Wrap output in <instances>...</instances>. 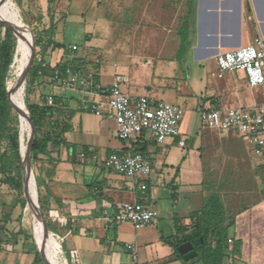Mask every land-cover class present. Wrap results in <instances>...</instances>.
Masks as SVG:
<instances>
[{"label": "crops", "instance_id": "obj_1", "mask_svg": "<svg viewBox=\"0 0 264 264\" xmlns=\"http://www.w3.org/2000/svg\"><path fill=\"white\" fill-rule=\"evenodd\" d=\"M1 1L6 11L5 2ZM187 13L186 7L182 16H179L180 21ZM190 20L191 47L187 55L183 59L180 58V66L171 64L173 73L169 77L161 75V78L171 80L179 69L186 70L189 74V70L194 66L204 71L201 85L196 86L198 93L202 94L200 98L202 107L198 109L200 113L264 105V86L249 87L242 72L226 73L220 77L216 62L219 54L246 47L258 36L264 37V0H192ZM59 25L56 41L64 43L62 36L60 40ZM3 38L4 32L0 24V65ZM66 46L70 49L77 45ZM66 54L64 50H56L50 53L48 61L55 67L62 58H74ZM145 63L148 66L152 64L151 60H146ZM115 76L105 81L98 77V80L103 87H108L114 83ZM125 79L127 81L124 83V92L132 97L148 96L159 101L169 98L164 92L168 83L166 81L140 84L139 80L128 76ZM217 79H222V82ZM47 87L52 88L48 95L53 94L61 98L64 108L72 115V129L65 135L68 143L82 148L92 147L99 153L100 149H104L106 155L126 147V143L118 140L116 126L111 118L99 117L84 111V102L99 101L97 96L85 92H74L73 95L67 96L65 91L52 83ZM95 117L99 120L93 122L92 119ZM188 130V126L181 127L182 135L186 139ZM72 135H75V139L71 138ZM169 141L165 145H158L153 140H143L147 143V152L152 158L153 171L158 155H168L172 154L174 149L178 150L176 145L180 139L172 140L170 143ZM188 143L187 140V146ZM59 151L61 149L52 152L55 163L51 166L47 164V167L54 168L52 177L48 178L45 172L42 174L43 186L40 188L43 195H46L44 186L55 182L61 172L76 173V176L81 174L84 178L91 177V182L85 181L84 186H64V192L59 194L52 190L49 196L51 204L48 203V219L56 221L60 228L66 230L63 239L65 243L67 240L70 242L68 253L76 252L80 264H203L194 259L186 261L183 256L179 258L170 246V240L177 236L175 218L178 217L184 225H188L190 214L200 210L210 197L204 192V200L202 199L198 207L186 216H179L177 209L184 199L189 201L188 195L194 189L193 186H182V174L185 173V169L180 168L174 175V180L165 182L168 186H153L152 180H126L108 172L106 174L103 168L96 164L83 163L79 156L77 162L73 164L69 161L71 154L69 150L66 153L65 150ZM188 161L187 157L182 163L186 165ZM78 164L82 168L76 167ZM165 166L163 165V169L160 170L161 174L165 173ZM1 178L0 174V180ZM73 180L76 179L72 178L71 182ZM92 183H100L101 186H89ZM141 184H145L146 188L142 189ZM2 188L0 186V264H33L34 245L24 244L22 232L18 224L13 223L12 217L7 221L12 213L8 212L9 207L4 201ZM258 190L264 193V186H258ZM122 202L141 203L148 208L156 209L160 217L153 227L145 229H137L130 223L112 224L111 218L116 212L117 205ZM251 207L252 211L245 213L239 211L229 215V222L234 221V225L229 229L231 245L224 264H264V195H261ZM3 214L9 217L6 216L4 219ZM30 230L32 236H35L36 231L31 228ZM164 230L171 232V235L166 237ZM43 242L45 252L48 253L45 237ZM127 245L135 248V255L126 249ZM234 245L237 249L232 253ZM57 250L58 247L55 253Z\"/></svg>", "mask_w": 264, "mask_h": 264}, {"label": "rangeland", "instance_id": "obj_2", "mask_svg": "<svg viewBox=\"0 0 264 264\" xmlns=\"http://www.w3.org/2000/svg\"><path fill=\"white\" fill-rule=\"evenodd\" d=\"M14 2L20 8L23 23L27 24L32 32L33 30L41 31L50 26L48 0H14ZM186 3L187 0H57L53 9L55 18L60 24V40L63 37L66 45L78 46L76 53L67 52L66 55L84 59L85 72H93L103 81L114 75L124 78L128 76L139 80L140 84L151 81L165 83L166 81L168 83L165 85L164 92L170 99L160 101L171 103L184 110L182 126L189 127L186 136L189 141L188 146L179 148L176 145L178 150L174 149L172 154L158 155L153 173L143 177L142 180H152L153 186H168L165 182L174 180V175L178 170L180 171V168L185 169V173L182 174V186H193L194 189L188 195L189 201L184 199L177 209L179 216H186L198 207L204 200V192L210 196H219L229 215L239 211L244 213L252 211L251 205L264 195L258 190V186H264V157L255 156L238 133L219 132L201 123L198 109L202 107L200 105L202 94L198 93L196 86L201 85L204 71L194 66L189 70V74L186 70L179 69L171 80L161 78V75L169 77L173 73L171 64L180 66V58L183 59L187 55L180 52L181 40L178 35L181 25L179 16L186 9ZM0 10L5 20H8V15L11 22L18 25V15L9 4L6 3L5 11L0 0ZM0 20L4 21L2 18ZM24 38L26 42L28 31ZM57 39L59 40V36ZM25 51L27 61L32 53L30 37ZM37 52L39 49L36 48ZM173 59L174 61H171ZM146 60H151L152 64L146 65ZM16 61L17 55L7 76L9 82L12 80ZM217 80L222 82V79ZM25 81L26 105L27 102L39 103L42 94H48L52 89L45 84L36 85L28 93V79ZM124 88L125 84H122L123 92ZM62 91H65L67 96L74 94L71 90ZM17 109L14 108V115L19 118ZM98 120V117L92 119L93 122ZM71 138L75 139V135ZM169 140L170 143L173 139ZM27 141L28 136L26 144ZM74 146L77 151L82 149V146ZM62 150H65V153L68 151L66 147H62ZM100 154L105 156L106 151L100 149ZM187 157L189 161L184 165L182 162ZM163 165H166L165 173L161 174ZM76 167L82 168L79 164ZM32 170L39 196L42 190L38 186L37 176L41 173V164H33ZM102 170L107 174L105 169ZM71 177L76 180L71 182ZM85 181L91 182V177L84 178L81 174L76 176V173L61 172L55 182L44 186L48 203L51 204L49 196L52 190H55L56 194L63 193L64 186H84ZM0 186L3 187L1 191L5 195L4 201L8 204V212L12 213L7 221L12 217L13 223H17L22 232L24 244L30 246L33 244L35 248L36 243L30 228L37 230L39 226L29 219V225H27L26 215H24L28 183L26 190L24 186V191L19 192L9 183L7 177L2 175ZM6 216L9 217L3 214L4 219L7 218ZM43 216L46 223L51 224V229L59 233L55 235L59 237L63 255L69 262L70 242L67 240L65 243L63 239L66 230L60 228L56 221L49 220L48 216L44 214ZM163 233L166 237L171 235V232L166 230ZM49 240L50 237H47V252L53 257L55 251L49 246Z\"/></svg>", "mask_w": 264, "mask_h": 264}, {"label": "built area", "instance_id": "obj_3", "mask_svg": "<svg viewBox=\"0 0 264 264\" xmlns=\"http://www.w3.org/2000/svg\"><path fill=\"white\" fill-rule=\"evenodd\" d=\"M76 50L77 47L72 48ZM220 77L226 73L242 72L251 88L264 86V37L258 36L252 44L219 54L216 58ZM122 76H116L108 87H103L95 73H80L72 68L57 70L51 82L61 90L85 92L95 95L99 101H85L83 109L99 117L108 116L116 126L119 141L126 147L102 156L95 148L89 147L80 153L83 163L96 164L106 172L126 180L142 179L153 173L152 158L133 146L141 140H153L165 145L169 139H180V148H186L187 139L183 137L181 127L184 110L176 105L156 100L152 97H132L123 92ZM48 106L55 104V95L46 98ZM202 124L209 129L230 134L238 133L258 157H264V105L237 107L227 110H210L199 114ZM142 189L145 184L140 185ZM160 217L156 209L138 202H122L117 205L111 218L112 224L131 223L137 229L153 227ZM126 249L135 255L132 245Z\"/></svg>", "mask_w": 264, "mask_h": 264}, {"label": "trees", "instance_id": "obj_4", "mask_svg": "<svg viewBox=\"0 0 264 264\" xmlns=\"http://www.w3.org/2000/svg\"><path fill=\"white\" fill-rule=\"evenodd\" d=\"M57 0H48V15L50 18V26L41 31H34L36 39V48L39 52L36 53L33 65L28 75L27 92H31V88L36 85L49 86L51 77L57 70L72 68L73 70L85 73L83 70L86 61L79 57L62 60L52 67L48 61L50 53L56 50H64L66 53H76L72 48L67 49L66 44L56 41L58 20L54 15V4ZM188 13L187 16L181 19V25L178 30V35L181 40L180 52L187 54L191 47V10L192 0H187ZM1 27L4 29V38L2 44V60L0 65V174L7 177L9 183L19 192L24 191L23 178V156L20 143V123L19 118L14 115V106L9 99L8 92H12L10 82L8 81V71L12 65L18 39V28L15 29L16 36L11 27L5 21L0 20ZM87 72V71H86ZM97 80L98 77L96 76ZM8 81V84L6 82ZM99 81V80H98ZM14 93V92H13ZM48 94H42L39 103H28L27 108L30 111V116L33 124V155L32 165L40 163L42 170L37 176V183L43 186L42 173L45 172L48 178L52 177L54 168L47 167L55 163L52 158V152L66 147L70 152L69 161L73 164L77 162V157L80 153L87 151L88 147L77 151V148L67 142L65 135L71 131L72 115L64 108L62 99L55 96V104L48 106L46 98ZM12 101L16 106L15 93ZM17 108V107H16ZM29 133V131H28ZM28 133L26 135H28ZM133 146L142 153L147 152V143L141 140L133 143ZM89 186H101L100 183H92ZM39 203L41 211L47 216L48 200L42 191L39 192ZM190 223L184 225L177 217L175 225L177 228V236L174 240H170V246L174 249L175 254L179 258H183L179 252V247L185 243H191L198 255L194 260L203 264H224L228 256L230 247L229 229L233 222H229V214L222 200L217 195H211L200 208V210L192 212L188 218ZM43 225V223L41 222ZM50 232L58 234L51 229V224H47ZM33 237V236H32ZM46 244V242H45ZM237 246L234 245L232 253L236 252ZM48 260L52 257L44 252ZM60 258V257H59ZM58 258V259H59ZM69 264H80L76 252L68 253ZM33 264H48L45 261L35 245V259ZM68 264L64 257L61 263Z\"/></svg>", "mask_w": 264, "mask_h": 264}, {"label": "bare ground", "instance_id": "obj_5", "mask_svg": "<svg viewBox=\"0 0 264 264\" xmlns=\"http://www.w3.org/2000/svg\"><path fill=\"white\" fill-rule=\"evenodd\" d=\"M4 2H5V5H6V3L9 4L10 7L12 8V10H14L16 12V14L18 15V25H22L23 24V20H22V17H21L20 8H18V6L14 2V0H4ZM7 18H8L9 21H11L9 19L8 15H7ZM26 32H27V30H25V29H18V36H17V38H18V46H17V50H16L17 61H16L15 68L13 70L12 80L10 82L12 90H13V88H15V90H13L11 92V97H13V94L15 93L16 107L18 108V113L20 115L19 119H20V125H21L22 156L24 158H25V156L27 154V150H28V145L26 144V138H27L28 135H26V134L29 131L28 112H27V109H26V95L24 94L25 89H26V86H25L26 85V81H23V82L17 84V80H18L19 76L22 74V72H24V70L27 68V66L29 64V61L31 59V55H30V57L26 61L25 47H26V44H27V41H28L29 37L31 38V41H32V36L28 32V39L25 42V38L24 37L26 35ZM11 67H12V65L10 66V69H11ZM10 69L8 71V74L10 72ZM6 84H8V81L6 82ZM27 183H28V191H27L28 193H27V204H26V208H25V211H26V223H28V219H29L32 223H34L35 225L39 226V229L35 230L36 231L35 232L36 235L33 236L34 240L37 241L39 244H41L43 242V238L44 237L46 239H47V237H50L49 246L54 251L58 247V250L53 255L52 260L50 259L51 261L50 260L49 261L51 262V264H59V263H61V261L63 260V258L65 256L63 255L61 243H60L59 240H57L59 237L56 236L54 233H52L50 231H44V227L41 224V221L39 220L38 212H37V209H36V204H37V184H36L34 173H31L29 175ZM58 243H59V246H58ZM43 249H44V252H45L44 242H43Z\"/></svg>", "mask_w": 264, "mask_h": 264}, {"label": "water", "instance_id": "obj_6", "mask_svg": "<svg viewBox=\"0 0 264 264\" xmlns=\"http://www.w3.org/2000/svg\"><path fill=\"white\" fill-rule=\"evenodd\" d=\"M0 18H2L6 22V24H8L11 27V29L13 30L15 36H16L15 28L25 29L32 36L31 59L29 61V64H28L27 68L24 70V72H22V74L19 76V78L17 80V84H19V83L25 81L28 78L29 72H30L31 67L33 65V62H34V59H35V55H36V39H35V36H34L32 30H31V28L27 24L23 23L22 25H17L14 22H11L9 20H5L1 10H0ZM13 90H15V88H13ZM8 96H9V99L12 102L14 108H16V106L13 103L12 98H11V92H8ZM26 109H27V112H28L29 134H28V141H27V145H28L27 154H26L25 158L23 157V178H24L25 190H26V186H27L28 177H29V175L31 173H33V170H32V155H33V144H34L33 124H32V119H31V116H30V111L27 108V105H26ZM17 111H18V109H17ZM20 143H21V152H22L21 129H20ZM36 209H37V212H38L39 220L43 223L44 231H49L48 228H47V223H46L45 218H44V216L42 214V211H41L38 192H37ZM35 242H36V245H37V248H38V251H39L41 257L45 261H47L48 264H51V262L47 259V257L44 254L43 242L41 244H39L37 241H35ZM179 252H180L181 256H183L186 261H190V260L196 258L197 255H198L197 251L194 250V247H193V245L191 243H185V244L181 245L179 247Z\"/></svg>", "mask_w": 264, "mask_h": 264}]
</instances>
